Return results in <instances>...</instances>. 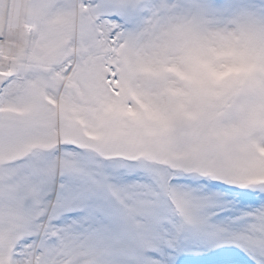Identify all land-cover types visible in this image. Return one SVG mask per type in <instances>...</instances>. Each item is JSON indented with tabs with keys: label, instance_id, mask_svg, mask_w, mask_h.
<instances>
[{
	"label": "snow or ice",
	"instance_id": "1",
	"mask_svg": "<svg viewBox=\"0 0 264 264\" xmlns=\"http://www.w3.org/2000/svg\"><path fill=\"white\" fill-rule=\"evenodd\" d=\"M0 264H264V0H0Z\"/></svg>",
	"mask_w": 264,
	"mask_h": 264
}]
</instances>
